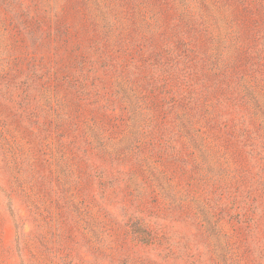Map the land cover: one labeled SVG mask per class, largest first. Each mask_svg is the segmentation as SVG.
I'll return each instance as SVG.
<instances>
[{
	"label": "rangeland",
	"instance_id": "rangeland-1",
	"mask_svg": "<svg viewBox=\"0 0 264 264\" xmlns=\"http://www.w3.org/2000/svg\"><path fill=\"white\" fill-rule=\"evenodd\" d=\"M0 264H264V0H0Z\"/></svg>",
	"mask_w": 264,
	"mask_h": 264
}]
</instances>
